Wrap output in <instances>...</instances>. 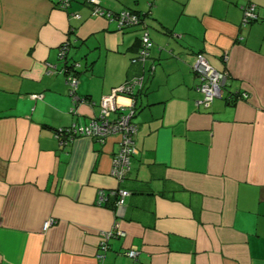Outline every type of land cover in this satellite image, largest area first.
Returning a JSON list of instances; mask_svg holds the SVG:
<instances>
[{
    "label": "crops",
    "instance_id": "crops-1",
    "mask_svg": "<svg viewBox=\"0 0 264 264\" xmlns=\"http://www.w3.org/2000/svg\"><path fill=\"white\" fill-rule=\"evenodd\" d=\"M98 1L140 13L154 42L123 183L111 176L118 137L64 146L56 132L90 124L139 73L142 29L92 18L88 0L67 10L62 0H0V264H264V0ZM248 4L259 19L245 26ZM68 41V59L82 65L77 105L59 57ZM199 53L228 73L208 108ZM119 189L130 192L122 217ZM116 223L126 235L104 253L102 233Z\"/></svg>",
    "mask_w": 264,
    "mask_h": 264
},
{
    "label": "built area",
    "instance_id": "built-area-1",
    "mask_svg": "<svg viewBox=\"0 0 264 264\" xmlns=\"http://www.w3.org/2000/svg\"><path fill=\"white\" fill-rule=\"evenodd\" d=\"M94 4L93 15L105 16L110 23H116L119 30L129 29H142L143 33L140 40V48L137 57L132 60L134 64H139L143 68L146 65L150 57V52L154 47V42L150 37L149 31L145 27L146 25L141 22L139 15L131 12L130 10H123L117 15L106 11L101 7L98 0H90ZM69 1L62 0L61 9H68ZM75 19H80V15H74ZM258 14L255 4H248L244 8V25H250L258 20ZM69 51L66 43L59 48V57L64 59ZM227 57H225V60ZM154 66L150 67V73L153 74ZM193 71L199 78L198 90L203 94L204 98L201 104L206 108L210 107L214 99L221 97V91L224 89L228 80V73L223 69L216 68L204 54H197L196 62L193 65ZM67 84L71 88V93H74L78 87V80L69 76ZM145 87L144 71L142 77H135L126 85L115 88L111 95L104 97L101 101V111L98 117L92 120L90 124L79 127L73 125L71 129H59L56 134L57 138L61 141L62 145H67L69 139L84 136L104 145L111 137L119 138V151L114 155L112 159L111 176L118 182L123 183L131 170V161L134 156L138 154V150L135 145V137L137 134V125L133 119L136 112V101L139 93ZM122 96H128L130 99V105L126 108H117V98ZM34 99L42 98V95L32 96ZM117 117L113 118L114 113L119 112ZM69 133L71 134L69 137ZM117 197L115 214L117 217H122L125 202L127 197L130 196V192L125 189H119L114 193ZM105 200V194L101 192L100 204ZM54 221H47L44 225V229L47 230L53 225ZM126 233L120 228V225L116 223L114 229L107 233H102V239L100 241V248L105 253L108 249V242L112 239H120L125 237ZM127 256L137 260L139 252L135 249L129 250ZM103 258V256H101Z\"/></svg>",
    "mask_w": 264,
    "mask_h": 264
},
{
    "label": "trees",
    "instance_id": "trees-1",
    "mask_svg": "<svg viewBox=\"0 0 264 264\" xmlns=\"http://www.w3.org/2000/svg\"><path fill=\"white\" fill-rule=\"evenodd\" d=\"M69 1V0H68ZM88 3H90L91 5H92V13H91V17L92 18H104V19H106V20H108L105 16H94L93 15V10H94V4H92L91 3V1L90 0H88ZM69 5H70V3H69ZM63 10H65V9H63ZM67 10V9H66ZM106 11H108V12H110V13H112L113 15H117V14H119V13H121V12H119V13H116V12H113V11H111V10H107V9H105ZM131 11V10H130ZM131 12H133V13H135V14H137V15H139L140 16V18H141V22H143L144 24H145V21H144V16H142L140 13H138V12H134V11H131ZM79 20H81V18L79 19ZM110 23V22H109ZM110 24H112V23H110ZM119 31H126V29L125 30H119ZM140 40H141V38H140ZM66 45L68 46V48H69V51H68V53H67V55H66V57L64 58V59H62V60H65V64H64V76H65V78H66V83H67V79H68V77L69 76H72L73 78H75L76 80H78V74L80 73V68H81V63L80 62H78V61H76V60H69L68 59V56H69V53H70V50H71V47H72V45H71V43L68 41V42H66ZM139 48H140V41H139ZM139 51V50H138ZM138 54V53H137ZM137 57V55L132 59V60H134L135 58ZM132 63V65H135V66H139L140 68H141V70L139 71V73H137L136 75H134V76H132V77H130V78H128L126 81H125V83L124 84H122V85H126L128 82H130L132 79H134L135 77H142V75H143V67L141 66V65H139V64H134L133 62H131ZM197 76V75H196ZM68 85V84H67ZM121 85V86H122ZM69 87V86H68ZM224 88H225V86H224ZM144 89V88H143ZM77 91H78V87H77V89H76V91L74 92V93H71V88L69 87V94H70V96L72 97V99H74V104L75 105H77V104H79V102L82 100V98L81 97H78V93H77ZM143 91V90H142ZM141 91V92H142ZM140 92V93H141ZM139 93V94H140ZM123 97V96H122ZM124 97H127L128 98V96H124ZM90 100V98L89 97H86V101L88 102ZM135 108H137L136 107V105H135ZM137 112V111H136ZM136 112H135V116H136ZM100 113V112H99ZM120 113V110H119V112H117V115ZM99 116V115H98ZM113 116V115H112ZM135 116H134V118H135ZM117 117V116H116ZM133 121H134V119H133ZM73 125H76V126H79V125H77V124H73ZM72 125V126H73ZM72 126H70V127H68V128H66V129H64V130H67V129H71L72 128ZM71 134L69 133V135H68V137L70 136Z\"/></svg>",
    "mask_w": 264,
    "mask_h": 264
},
{
    "label": "water",
    "instance_id": "water-1",
    "mask_svg": "<svg viewBox=\"0 0 264 264\" xmlns=\"http://www.w3.org/2000/svg\"><path fill=\"white\" fill-rule=\"evenodd\" d=\"M155 68H156V67L154 66V69H155ZM149 70H150V69H149ZM223 94H224V90L221 91V97L223 96ZM107 246H108V249H107V251H108V250L111 249L110 242H108V245H107ZM107 251H106V252H107Z\"/></svg>",
    "mask_w": 264,
    "mask_h": 264
},
{
    "label": "rangeland",
    "instance_id": "rangeland-1",
    "mask_svg": "<svg viewBox=\"0 0 264 264\" xmlns=\"http://www.w3.org/2000/svg\"><path fill=\"white\" fill-rule=\"evenodd\" d=\"M153 41V40H152ZM195 62H196V60H195Z\"/></svg>",
    "mask_w": 264,
    "mask_h": 264
}]
</instances>
